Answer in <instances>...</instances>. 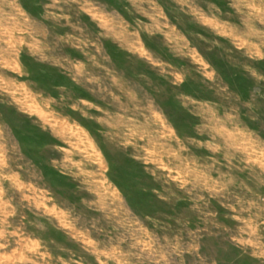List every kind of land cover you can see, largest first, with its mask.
<instances>
[{"label": "rangeland", "instance_id": "374dc122", "mask_svg": "<svg viewBox=\"0 0 264 264\" xmlns=\"http://www.w3.org/2000/svg\"><path fill=\"white\" fill-rule=\"evenodd\" d=\"M0 264H264V0H0Z\"/></svg>", "mask_w": 264, "mask_h": 264}]
</instances>
